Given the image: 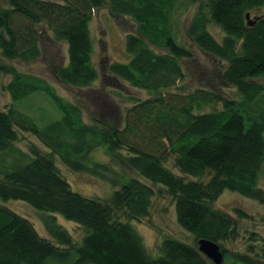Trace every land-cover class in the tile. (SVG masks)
Masks as SVG:
<instances>
[{
  "label": "trees",
  "instance_id": "trees-1",
  "mask_svg": "<svg viewBox=\"0 0 264 264\" xmlns=\"http://www.w3.org/2000/svg\"><path fill=\"white\" fill-rule=\"evenodd\" d=\"M6 2L7 7L0 6V72L9 76L2 89L12 102L0 109V200H21L45 213L43 225L56 243L0 203V264H214L198 249L202 238L219 245L223 260L264 264V234H252L260 246L250 243L243 253L228 252L223 242L238 234L236 220L214 205L227 190L264 206V84L257 81L264 77V15H251L264 0ZM192 7L185 33L223 63L219 79L234 87L236 97L203 87L187 92L181 84L182 61L194 55L176 32ZM102 8L135 25L124 36L127 60L110 62L108 72L149 94L134 100L121 122L103 114L85 121L79 106L46 78L11 63L41 55V24L54 42L66 45L67 60L54 67L55 78L70 88L92 87L99 74L90 23ZM246 13L257 17L254 24H247ZM210 23L221 29L219 40ZM37 91L61 113L43 126L16 105ZM21 134L38 143L19 142ZM99 149L103 160L95 158ZM57 161L109 183L113 191L103 199L81 194ZM169 161L178 173L166 165ZM124 166L150 184L128 175ZM161 194L171 197L175 220L193 242L166 236L158 255L151 256L130 221L147 217L154 196ZM233 212L246 217L240 209ZM57 216L84 229L79 244Z\"/></svg>",
  "mask_w": 264,
  "mask_h": 264
},
{
  "label": "rangeland",
  "instance_id": "rangeland-1",
  "mask_svg": "<svg viewBox=\"0 0 264 264\" xmlns=\"http://www.w3.org/2000/svg\"><path fill=\"white\" fill-rule=\"evenodd\" d=\"M0 6L7 7L6 0H0ZM193 11L194 7L187 11L181 26L176 32L177 38L189 47L194 55L192 60L182 61L185 78L181 84L184 85L187 92L192 91L196 87H203L214 89L223 96L236 97L237 93L234 87L226 85L219 79V71L223 63L201 51L187 37L185 26ZM251 15H264V4L253 9ZM39 27H41L39 28L41 55L37 59L28 62L16 59L11 61V63L21 71L46 78L55 87L59 95L79 106L85 121H89L91 117H101L102 115L100 114H103L102 117L105 116L109 120L121 122L125 109L130 107L134 100L149 97L146 91L135 88L118 77H113L107 70L110 62L127 60L128 54L124 50V36L127 32L135 30V25L128 18L113 16L105 8L95 11L90 23V33L94 41L93 63L98 71L99 78L92 87L82 89L70 88L55 78L52 70L57 65L64 64L67 60L66 45L54 42L50 31L41 24ZM208 28L218 40L221 38L223 33L218 25L210 23ZM8 80L9 76L0 72V109L5 108L12 102L9 94L2 89V85L7 83ZM257 81L264 84V77L258 78ZM16 105L28 112L40 126L61 115L51 99L42 91L30 94L23 101L16 102ZM205 110H209V108ZM21 137L19 142L23 144L38 143L30 135L21 134ZM95 158L105 159L101 149L95 153ZM57 162L72 188L81 194L103 199L109 197L113 191L109 183L85 173L72 172L59 161ZM166 165L174 173H178V170L172 167L170 161ZM123 169L128 175L136 176L143 182L150 184L148 179L133 170L125 166ZM260 185L264 188V174L260 178ZM157 187L160 186H154L155 190H157ZM0 203L28 218L33 223L38 234L50 238L53 243H56L43 225L42 217L46 215L45 213L21 200H8L6 202L0 200ZM214 205L229 212L236 220L238 234L235 238H230L223 242L230 254L245 252L250 243H256L257 246H260L261 241L259 239L253 240L251 237H253V232L255 233L254 235L264 234L263 205L227 190H224L218 196ZM234 208L240 209L245 213L246 217H238L233 212ZM57 222L71 234L74 242L77 244L81 242L85 231L78 223L66 220L61 216H57ZM130 224L142 237L144 247L151 256L158 255V245L166 236L175 237L187 243L193 242L192 234L176 222L174 206L171 197L167 194L154 196L150 214L139 221L132 220ZM223 261L225 264H238L233 262L230 257L224 258Z\"/></svg>",
  "mask_w": 264,
  "mask_h": 264
},
{
  "label": "water",
  "instance_id": "water-1",
  "mask_svg": "<svg viewBox=\"0 0 264 264\" xmlns=\"http://www.w3.org/2000/svg\"><path fill=\"white\" fill-rule=\"evenodd\" d=\"M248 25H252L255 22V18H250L249 13L245 15ZM198 249L203 253L208 259H210L214 264H222L223 254L220 251L219 245L208 239H198L197 240Z\"/></svg>",
  "mask_w": 264,
  "mask_h": 264
}]
</instances>
